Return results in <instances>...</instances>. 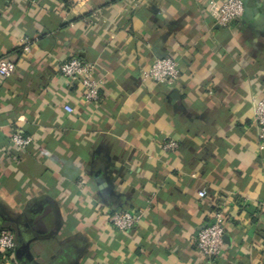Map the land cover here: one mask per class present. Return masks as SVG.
<instances>
[{
	"label": "crops",
	"instance_id": "crops-1",
	"mask_svg": "<svg viewBox=\"0 0 264 264\" xmlns=\"http://www.w3.org/2000/svg\"><path fill=\"white\" fill-rule=\"evenodd\" d=\"M209 1L0 0V59L17 67L0 77V229L16 241L0 264H264V0L226 27ZM161 56L172 87L141 80ZM71 57L94 64L97 102L60 76ZM219 211L222 252L205 258L196 235Z\"/></svg>",
	"mask_w": 264,
	"mask_h": 264
},
{
	"label": "built area",
	"instance_id": "built-area-1",
	"mask_svg": "<svg viewBox=\"0 0 264 264\" xmlns=\"http://www.w3.org/2000/svg\"><path fill=\"white\" fill-rule=\"evenodd\" d=\"M10 1V0H6ZM210 7H213V16L219 27H226L232 21L244 18L245 0H210ZM27 49V46L26 48ZM17 67L13 60L0 59V77L8 78L15 73ZM95 66L93 63L81 58L71 57L59 66L60 76L66 79L69 85L77 86L82 91V98L85 103H94L100 99V88L94 78ZM179 78L177 63L170 57L165 56L154 60L150 68L143 72L141 80L144 83H153L172 87ZM68 114L74 112L70 105L63 107ZM253 122L257 129L258 148L264 150V97L258 99L253 106ZM33 141L31 137H23L15 133L11 137V143L19 150H24ZM175 141H167L163 145L166 152L177 149ZM206 193H198L200 198ZM264 207V201L262 202ZM144 211H116L108 218L111 229L119 232H126L134 229L143 219ZM225 236L224 218L222 213L216 212L212 222L200 229L196 235L195 248L205 258L213 259L218 257L223 248ZM16 246L14 233L10 229H0V253H11Z\"/></svg>",
	"mask_w": 264,
	"mask_h": 264
},
{
	"label": "water",
	"instance_id": "water-1",
	"mask_svg": "<svg viewBox=\"0 0 264 264\" xmlns=\"http://www.w3.org/2000/svg\"><path fill=\"white\" fill-rule=\"evenodd\" d=\"M245 6H246V2H245ZM247 12L246 8L244 9V14ZM159 58H163L162 56Z\"/></svg>",
	"mask_w": 264,
	"mask_h": 264
}]
</instances>
